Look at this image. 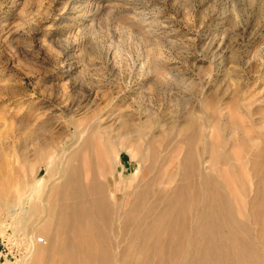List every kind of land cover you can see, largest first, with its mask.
<instances>
[{
  "label": "rangeland",
  "instance_id": "obj_1",
  "mask_svg": "<svg viewBox=\"0 0 264 264\" xmlns=\"http://www.w3.org/2000/svg\"><path fill=\"white\" fill-rule=\"evenodd\" d=\"M189 118L201 127L195 138L181 132ZM123 121L143 129L123 138ZM253 122L259 131L248 138L264 146V0H0V203H15L14 188L46 176L51 155L54 163L69 151L80 127L93 141L96 165L101 143L123 141L125 149L113 151L124 176L136 178L131 198L149 184V201L160 197L155 210L182 178L192 197L200 184L208 188L204 174H217L264 264L250 207L258 182L251 150L230 142L203 153L204 136L218 144L229 138L225 124L245 132ZM150 134L158 136L152 143ZM45 142L55 153L35 160ZM188 152L199 158L198 169L184 163ZM210 154L229 157L232 169L218 161L212 169ZM201 202L186 210L209 213L208 200ZM1 215L0 264H19L28 239L7 212ZM217 232L230 231L224 225ZM6 236L25 245L23 255L1 244ZM130 260L143 256L133 252Z\"/></svg>",
  "mask_w": 264,
  "mask_h": 264
},
{
  "label": "bare ground",
  "instance_id": "obj_2",
  "mask_svg": "<svg viewBox=\"0 0 264 264\" xmlns=\"http://www.w3.org/2000/svg\"><path fill=\"white\" fill-rule=\"evenodd\" d=\"M198 123L195 118H189L181 132L195 138L200 127ZM229 125L227 123L223 128L229 138L225 136L226 139L218 144L205 136L202 138L203 153L223 148L230 142L241 143L242 151L251 150L253 158H248V161L258 182H255L250 207L258 220L257 236L262 241L260 250L264 254V146L256 147L251 143L252 138H248L249 134L256 135L259 126L253 122L249 131L242 132L240 124ZM122 126L129 133L121 134V137L128 136L130 140L135 137L133 130L137 133L143 129L124 121ZM98 129L108 132L104 127ZM190 129L192 131L188 132ZM74 134L76 139L71 144L74 146L63 152L54 163H51V154L56 150L49 142L42 143L35 150L34 159L40 160L47 152L50 153L46 176L27 189L29 181L24 183V188H14L15 203H0V215L7 212L14 230L28 239L26 254L19 264H133L130 260L133 252L143 256L138 264H226L232 256L239 260V264H259L261 253L253 243L252 233L244 222L237 219L236 204L217 174L212 171L204 174L208 188L200 184L192 197L186 195L187 183L182 178L170 189L173 195L167 199L166 205L155 210L160 197L149 201V184L131 198L133 188L138 185L136 178L124 176L118 164L120 157L113 151L116 147L125 149L123 141L101 143L96 165L91 137L85 136L80 127ZM150 135L152 143V138L158 136ZM212 154V169L217 161L232 169L228 164L229 157L220 154L222 156L215 159ZM187 162L198 169L199 158L189 152L184 159V163ZM44 191H47L45 199L39 200ZM203 199L208 200L209 213L186 210L190 205L197 207ZM155 211V217L149 220ZM224 225L230 232L228 236L221 237L217 231ZM173 235L175 238H170Z\"/></svg>",
  "mask_w": 264,
  "mask_h": 264
},
{
  "label": "built area",
  "instance_id": "obj_3",
  "mask_svg": "<svg viewBox=\"0 0 264 264\" xmlns=\"http://www.w3.org/2000/svg\"><path fill=\"white\" fill-rule=\"evenodd\" d=\"M1 244L6 245V244H10L14 246L15 248V252H16V256H21L24 253V249H25V245L23 243H21V241L19 240H15L12 236H6L4 238L1 239Z\"/></svg>",
  "mask_w": 264,
  "mask_h": 264
}]
</instances>
